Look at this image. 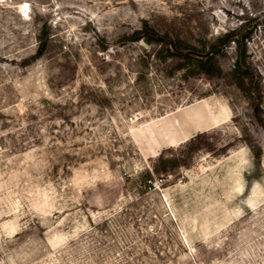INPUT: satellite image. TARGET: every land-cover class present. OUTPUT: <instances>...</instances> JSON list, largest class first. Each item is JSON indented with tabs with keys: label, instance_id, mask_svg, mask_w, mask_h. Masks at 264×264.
<instances>
[{
	"label": "rangeland",
	"instance_id": "obj_1",
	"mask_svg": "<svg viewBox=\"0 0 264 264\" xmlns=\"http://www.w3.org/2000/svg\"><path fill=\"white\" fill-rule=\"evenodd\" d=\"M0 146V264H264V0H0Z\"/></svg>",
	"mask_w": 264,
	"mask_h": 264
},
{
	"label": "trees",
	"instance_id": "obj_2",
	"mask_svg": "<svg viewBox=\"0 0 264 264\" xmlns=\"http://www.w3.org/2000/svg\"><path fill=\"white\" fill-rule=\"evenodd\" d=\"M250 36L251 33L242 34L237 29H233L214 39L209 45V50L201 51L189 45L181 38L174 39L166 33L158 32L145 21L140 28L136 29L131 35L124 37L123 40H144L147 43L161 44L170 55H177L191 63L194 68L206 73L212 72L216 56L222 52L227 43L233 41L237 45L238 50L237 66L240 72L248 77L251 73L247 67V53L244 44ZM44 48L45 44L40 48L41 54L44 52Z\"/></svg>",
	"mask_w": 264,
	"mask_h": 264
},
{
	"label": "bare ground",
	"instance_id": "obj_3",
	"mask_svg": "<svg viewBox=\"0 0 264 264\" xmlns=\"http://www.w3.org/2000/svg\"><path fill=\"white\" fill-rule=\"evenodd\" d=\"M186 139H187V137H184V138L182 139V141H184V140H186ZM178 140H179V138H177L176 136L171 137V142H172V143H177Z\"/></svg>",
	"mask_w": 264,
	"mask_h": 264
},
{
	"label": "built area",
	"instance_id": "obj_4",
	"mask_svg": "<svg viewBox=\"0 0 264 264\" xmlns=\"http://www.w3.org/2000/svg\"><path fill=\"white\" fill-rule=\"evenodd\" d=\"M0 149H1V146H0Z\"/></svg>",
	"mask_w": 264,
	"mask_h": 264
}]
</instances>
